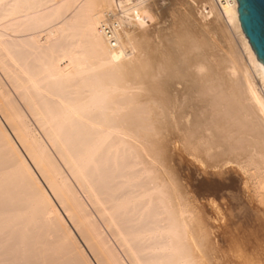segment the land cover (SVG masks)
Listing matches in <instances>:
<instances>
[{
  "label": "bare ground",
  "instance_id": "1",
  "mask_svg": "<svg viewBox=\"0 0 264 264\" xmlns=\"http://www.w3.org/2000/svg\"><path fill=\"white\" fill-rule=\"evenodd\" d=\"M136 5L0 0V264H264V65L237 9L215 68L191 37L132 55Z\"/></svg>",
  "mask_w": 264,
  "mask_h": 264
},
{
  "label": "rangeland",
  "instance_id": "2",
  "mask_svg": "<svg viewBox=\"0 0 264 264\" xmlns=\"http://www.w3.org/2000/svg\"><path fill=\"white\" fill-rule=\"evenodd\" d=\"M129 1L139 5V6L136 5L137 7V9L135 10L136 15L134 13V17H137V18H133L131 20L132 23L130 22L129 24H126L127 26L125 25L128 32H130V35L133 36L132 42L134 45V50H132L133 51L132 55H136L134 54V52L138 53L141 51V49L143 50L144 48L146 49L145 50L146 52L148 51L147 54H151L150 52L155 51L154 50L155 46L161 43L159 41H162V44L166 46L165 47L160 44L159 46L161 48L159 49L160 50L162 49L161 51L166 52L164 51L166 49H163V48L169 47L168 49L170 52H168V49H167V52L170 54V53H173V50L175 51L178 49L177 45H175L174 42L175 43L176 42L180 43L182 41L185 42V40L190 39V37L192 38V40L197 41V43L200 45L201 50H204L208 53V58L210 59L212 66L215 68H222L224 65H226L230 58L229 55H231L235 51L236 53L238 52L240 53V46H239V35L240 34H239L238 29L234 26L233 23L229 22V20L226 21L225 19L221 17L220 13L218 12L212 0H145V1L144 0H129ZM200 1H205V2L210 1L214 5V8H215L214 17L210 20V22L201 23L199 21L200 16L198 14L199 12L197 11L196 3ZM141 2H143L144 4ZM105 11L107 12V15L108 14L110 15H108L107 17L104 16V21L108 18L112 20V19L122 18L121 15L123 16L122 12L120 10L118 11V9H115V8L112 11L106 8ZM115 12L116 14L119 15V17L118 15L115 16L117 18L114 17V15H116ZM111 13H114V14H111ZM219 32H222V33L220 34ZM43 34H44V31L40 33V35H43ZM181 39H184V40L181 41ZM154 43H157V44L155 45ZM153 44L155 46H153ZM138 46L139 47L141 46V47L139 48ZM185 46L188 47L187 44H185ZM231 46L233 47L231 48ZM172 47L175 49H172ZM137 48L139 49L137 50ZM230 51H232L231 54H230ZM256 84L259 88H261L257 80H256ZM252 115L256 123V125L254 126L252 130V134H253L252 137L254 138V141L256 142V143L254 142L256 148L258 150H261L262 153H264V123L261 120L262 119L261 114L257 109H254V111L252 112ZM161 136H164V135L162 134L157 135V137H161ZM253 171H254L253 167L247 168V173L249 175V187H250L251 193L256 189V186L258 187L260 186L257 184V179L254 177H251L250 175ZM237 186L238 187L240 186L239 181L237 182ZM260 188L256 189L257 190L256 192L254 191L255 194H261V192L263 191L262 194L264 195V189L262 188V191H261ZM254 192L252 193L253 195H255ZM79 193L81 197L84 199V196L82 195V193L80 191ZM195 203L198 205L197 202ZM80 243L83 245L81 240H80ZM88 255L92 259L94 264H97V262L95 261V259H93V256H91L89 252H88Z\"/></svg>",
  "mask_w": 264,
  "mask_h": 264
},
{
  "label": "water",
  "instance_id": "3",
  "mask_svg": "<svg viewBox=\"0 0 264 264\" xmlns=\"http://www.w3.org/2000/svg\"><path fill=\"white\" fill-rule=\"evenodd\" d=\"M240 28L264 65V0H236Z\"/></svg>",
  "mask_w": 264,
  "mask_h": 264
},
{
  "label": "built area",
  "instance_id": "4",
  "mask_svg": "<svg viewBox=\"0 0 264 264\" xmlns=\"http://www.w3.org/2000/svg\"><path fill=\"white\" fill-rule=\"evenodd\" d=\"M212 1L223 19H226L225 9L232 6H235V8L237 9L236 0H212ZM109 24L110 23L105 24L106 31H111L112 25Z\"/></svg>",
  "mask_w": 264,
  "mask_h": 264
}]
</instances>
